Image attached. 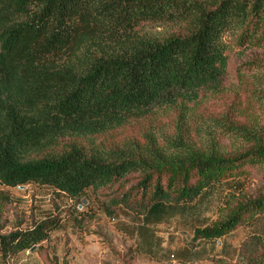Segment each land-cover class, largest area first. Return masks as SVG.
I'll return each mask as SVG.
<instances>
[{"label":"trees","instance_id":"16d2710c","mask_svg":"<svg viewBox=\"0 0 264 264\" xmlns=\"http://www.w3.org/2000/svg\"><path fill=\"white\" fill-rule=\"evenodd\" d=\"M238 96L264 106V0H0L2 263L36 247L43 264H69L43 248L60 219L5 233L9 190L30 185L113 219L255 178L194 242L264 216V126L239 120ZM235 264H264V239Z\"/></svg>","mask_w":264,"mask_h":264},{"label":"rangeland","instance_id":"374dc122","mask_svg":"<svg viewBox=\"0 0 264 264\" xmlns=\"http://www.w3.org/2000/svg\"><path fill=\"white\" fill-rule=\"evenodd\" d=\"M149 30L154 34L163 33L162 29ZM227 40L232 45H235V40L233 37H228ZM232 91L239 92L240 89H236L235 87L232 89ZM231 95V97H234L235 94L232 93ZM236 98L239 99L238 101L242 102L243 107L245 106L241 114L239 115V120L243 122L246 118H248V122H253L254 119H256V116L245 115L246 112L249 113L251 111L259 117L257 121H259V123L264 126V106H260V104H256L253 106L249 99L245 101V99L242 100L240 96ZM227 146L229 147L228 143ZM261 186L262 184L258 179L245 177L213 185L209 188V190H211L210 197L204 196L202 198L203 194L206 192L202 194V206L210 208L208 213L211 217H218L220 215V211L225 208L226 200L229 195L235 194L238 196L241 192L252 195L253 192L259 189ZM9 191L12 193L15 199V203L13 206V210L9 216L10 224L5 233L14 231L16 228H18V225L20 226L19 228L21 230H29L38 223H41L48 219L56 218L62 221V223H60L61 226L59 229L51 232L48 241L43 243V248H49L52 257L58 258L60 262L79 264L76 255L80 254V252H78L79 244H86L85 238L83 237L84 233L99 238L100 243L108 245L110 247L111 253H113L114 255H118L119 257L123 253L125 255V260L123 259V261H130L132 259L135 253L133 248L127 247L125 242L121 241L120 239H117L115 241L114 238H112V236L110 235H112L111 231H114L116 233L124 232L125 229L123 226V220L127 219L128 217L137 215L130 214L127 211L121 210L119 211L117 216L111 219L105 215L99 203L94 201L91 206L83 207L77 202L69 199L66 195L60 194L50 187L30 185L24 190L10 189ZM209 198L213 200L208 202ZM90 216H92L94 220L91 223H88V218ZM76 219L77 221H85V219H87V221L86 224L80 228L75 222ZM254 222L249 223V225L240 226L238 228L243 227L247 229L251 227ZM172 223H175L176 225L182 224L180 218H176L175 220H173V222L171 221V224ZM177 226L179 227L180 225ZM138 231L139 230L137 229L136 232ZM232 233L228 235H231ZM251 236L257 235L249 234L243 240V242ZM135 240H137V237H135ZM243 242L241 243V246ZM225 260L228 263L235 264L237 258L235 261L228 259ZM0 264H3L1 258ZM7 264L43 263L39 255L38 248H36L34 251L31 250L23 252L18 256L17 259L11 260Z\"/></svg>","mask_w":264,"mask_h":264},{"label":"crops","instance_id":"0c3cea01","mask_svg":"<svg viewBox=\"0 0 264 264\" xmlns=\"http://www.w3.org/2000/svg\"><path fill=\"white\" fill-rule=\"evenodd\" d=\"M205 192L202 198L211 196V190ZM211 200L209 198L208 202ZM202 203L200 197L185 205L156 206L144 215L124 219L125 231H111L110 236L133 248L135 253L130 261H123V253L122 257L114 255L108 245L100 243L99 238L84 233L86 244H79L80 254L76 255L79 264H213L218 258L235 261L241 243L249 234L264 238V216H260L247 229L238 228L219 240L194 242L197 230L205 229L217 220V217L209 215L210 208L203 207ZM176 218H180L182 223L177 224L179 227L171 224ZM93 220L88 218V223Z\"/></svg>","mask_w":264,"mask_h":264},{"label":"water","instance_id":"95a60500","mask_svg":"<svg viewBox=\"0 0 264 264\" xmlns=\"http://www.w3.org/2000/svg\"><path fill=\"white\" fill-rule=\"evenodd\" d=\"M19 189L24 190L25 188H24V187H20ZM84 204H86V201H84ZM35 249H36V247H34V248L32 249V251H34Z\"/></svg>","mask_w":264,"mask_h":264}]
</instances>
